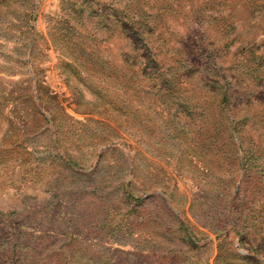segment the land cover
<instances>
[{
  "label": "rangeland",
  "instance_id": "374dc122",
  "mask_svg": "<svg viewBox=\"0 0 264 264\" xmlns=\"http://www.w3.org/2000/svg\"><path fill=\"white\" fill-rule=\"evenodd\" d=\"M0 264H264V0H0Z\"/></svg>",
  "mask_w": 264,
  "mask_h": 264
},
{
  "label": "trees",
  "instance_id": "16d2710c",
  "mask_svg": "<svg viewBox=\"0 0 264 264\" xmlns=\"http://www.w3.org/2000/svg\"><path fill=\"white\" fill-rule=\"evenodd\" d=\"M30 30H31V26L30 25H26V29H22V31L25 33L26 37L28 36V39H30L29 35H30ZM21 32V31H20ZM185 238H187L189 241H193V238L191 236V233L186 231V235Z\"/></svg>",
  "mask_w": 264,
  "mask_h": 264
}]
</instances>
